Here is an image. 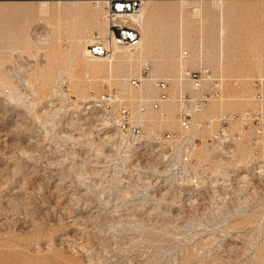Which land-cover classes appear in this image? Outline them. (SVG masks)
<instances>
[{
	"label": "rangeland",
	"instance_id": "374dc122",
	"mask_svg": "<svg viewBox=\"0 0 264 264\" xmlns=\"http://www.w3.org/2000/svg\"><path fill=\"white\" fill-rule=\"evenodd\" d=\"M145 4L141 46L96 72L84 50L106 30L104 3L0 0V264H264V136L228 122L229 140L211 141L225 114L264 117V0ZM182 48L186 66L240 80L236 95L186 130L174 100L134 108L149 138L178 137L128 146L111 124L122 103L98 99L151 97L152 81L129 83L143 61L169 97L192 92Z\"/></svg>",
	"mask_w": 264,
	"mask_h": 264
},
{
	"label": "built area",
	"instance_id": "2783aa9c",
	"mask_svg": "<svg viewBox=\"0 0 264 264\" xmlns=\"http://www.w3.org/2000/svg\"><path fill=\"white\" fill-rule=\"evenodd\" d=\"M105 19L108 24V34L105 37L96 35L89 45V58H102L112 61L118 48L134 50L141 44L142 32L134 22L133 17L140 13L143 0H104ZM189 58V52L181 49L179 52L180 75L179 80L187 83L192 92L179 90L175 95L169 97L167 86L169 79H156L154 83L155 93L148 98L140 100L137 107L120 101L116 92L104 94L98 99L99 104L111 106L115 103H122L119 111L111 124L117 126V132L124 136V142L130 146L139 139H159L160 143L174 140L177 134L166 132L156 133L151 138L143 131L142 125L136 123L134 108L136 112L144 113L148 108L160 109L167 100H174L179 105L178 117L182 129H188L191 124L192 113L199 111L212 99L231 98L235 96V89L240 86V80L215 75L208 68L192 69L185 65ZM152 66L145 62L141 68L140 76L129 80L133 87L142 85L144 79L150 77ZM86 77L89 74L86 73ZM260 84V82H259ZM256 100L264 99V92L257 90ZM222 127L211 137L212 142L229 140L228 122L241 123L243 127L252 125L255 128L257 137L264 136V117L260 110H245L242 113L225 114L221 120ZM182 137L181 139H183ZM253 144L258 140L252 139ZM197 184V179L193 180Z\"/></svg>",
	"mask_w": 264,
	"mask_h": 264
},
{
	"label": "bare ground",
	"instance_id": "6f19581e",
	"mask_svg": "<svg viewBox=\"0 0 264 264\" xmlns=\"http://www.w3.org/2000/svg\"><path fill=\"white\" fill-rule=\"evenodd\" d=\"M97 3H104L105 4V1L104 0H95ZM181 1H185V0H181ZM149 2V0H143V2H142V5H143V3H148ZM141 5V9H140V13L137 15V16H134L133 17V20H134V22L138 25H140V23H141V21H142V19L141 18H143V15H144V12L146 11V9H148L149 8V6H148V4L146 5H143L142 6ZM141 16V18H135V17H138V16ZM106 20V19H105ZM106 24H107V21H106ZM138 25V26H139ZM140 27V26H139ZM141 29V28H140ZM142 32V31H141ZM108 34V24H107V27H106V30L104 29L103 30V35H100V36H102V37H105L106 35ZM93 40V39H92ZM141 41H142V38H141ZM91 43H92V41H91ZM90 43V44H91ZM90 44H88V45H86V47H85V50H84V53L87 55L88 54V51H89V45ZM140 46H141V44H140ZM139 46V47H140ZM138 47V48H139ZM138 48H136V49H138ZM118 49H122V48H118ZM117 49V50H118ZM128 49V48H127ZM130 50V49H129ZM143 52H140L138 55H141ZM84 54V55H85ZM89 58V57H88ZM102 58H89V60L90 61H92V65H91V68L93 69V70H95L96 72H102L103 70H104V66L103 65H100V64H98V63H96L97 61H99V60H101ZM179 59V58H178ZM94 62V63H93ZM145 62H148V61H143V64L145 63ZM178 65H179V62H178ZM185 65H186V62H185ZM143 66V65H142ZM152 66V65H151ZM152 71V70H151ZM179 75H180V65H179ZM178 75V76H179ZM145 80H150V81H152V83H153V85H154V83H155V81H156V78H153V77H147L146 79H144V81ZM178 80H179V78H178ZM180 81V80H179ZM185 82H182V81H180V84H184ZM187 84V83H186ZM142 101V100H141ZM168 101H171V100H167V101H165L164 103H166V102H168ZM88 108H91V107H88ZM146 112V111H145ZM144 112V113H145ZM144 113H141V114H144ZM117 127V126H116ZM141 139H139L138 141H140ZM137 141H135L134 143H136ZM255 172L256 173H261L262 172V169H260V168H258V169H256L255 170Z\"/></svg>",
	"mask_w": 264,
	"mask_h": 264
}]
</instances>
